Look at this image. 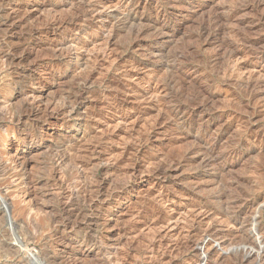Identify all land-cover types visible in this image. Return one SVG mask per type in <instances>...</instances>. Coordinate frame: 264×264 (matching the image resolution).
<instances>
[{"label": "rangeland", "instance_id": "1", "mask_svg": "<svg viewBox=\"0 0 264 264\" xmlns=\"http://www.w3.org/2000/svg\"><path fill=\"white\" fill-rule=\"evenodd\" d=\"M263 2L0 0V264H206L209 230L256 239ZM236 243L210 264H256Z\"/></svg>", "mask_w": 264, "mask_h": 264}, {"label": "bare ground", "instance_id": "2", "mask_svg": "<svg viewBox=\"0 0 264 264\" xmlns=\"http://www.w3.org/2000/svg\"><path fill=\"white\" fill-rule=\"evenodd\" d=\"M262 1H264V0H257V2H258V4H260ZM85 2V1H84ZM89 2V1H88ZM135 2V1H134ZM211 2V1H210ZM210 2L208 3V4H210ZM139 3V2H138ZM264 3V2H263ZM86 4V3H85ZM94 4V3H93ZM92 4V5H93ZM136 4H137V2H136ZM135 5V4H134ZM2 6V5H1ZM82 6V5H81ZM85 6V5H84ZM91 6V5H90ZM96 6V5H95ZM172 6V5H171ZM178 6H180V5H178ZM207 6V5H206ZM257 6V5H256ZM174 7H176V6H174ZM87 8V7H86ZM89 8V7H88ZM87 8V9H88ZM93 8V7H92ZM78 9H80V8H78ZM91 9V8H90ZM89 9V10H90ZM94 9V8H93ZM92 9V10H93ZM205 9V5L204 6H195V7H193L192 8V11H191V13H193V14H198V13H203V11H205L204 10ZM15 10V9H14ZM83 10V9H82ZM97 10V9H96ZM95 10V11H96ZM88 11V10H87ZM100 11V10H99ZM15 12V11H14ZM225 12V11H224ZM87 13V12H86ZM97 14H98V11L96 12ZM94 15H95V13H93ZM100 14V13H99ZM101 14H102V12H101ZM204 14V13H203ZM203 14H201V15H203ZM90 15V14H89ZM88 15V16H89ZM92 15V14H91ZM192 14H188V15H184V16H182L183 18H186V17H190ZM98 16V15H97ZM103 16V15H102ZM138 16V15H137ZM142 16V15H141ZM11 17H13V16H11ZM90 18H92V17H90ZM95 18V17H94ZM99 18V17H98ZM103 18V17H102ZM217 18H219V17H216L215 19H214V24H216V25H218V19ZM229 18V17H228ZM27 19H28V17H27ZM26 19V20H27ZM100 19V18H99ZM226 19V18H225ZM88 20V19H87ZM96 20H98V19H96ZM95 20V21H96ZM102 20V19H101ZM219 20H220V18H219ZM100 21V20H99ZM229 21V20H228ZM209 22V21H208ZM224 22V21H223ZM226 23V22H225ZM9 24V25H8ZM148 24V23H147ZM214 24H212L213 26H214ZM8 25V27H9V29H11V30H14V28H15V26H16V24H14L13 25V23H11V18H10V15L8 14V12L6 11V9H5V7H1V9H0V27H2V26H7ZM154 25V24H153ZM215 25V26H216ZM219 25H220V23H219ZM218 25V26H219ZM139 26V25H138ZM209 26V25H208ZM208 26H206V28L208 27ZM223 26V25H222ZM219 27H221V26H219ZM224 27V26H223ZM143 28V27H142ZM141 28V29H142ZM210 28V27H209ZM108 29V28H107ZM149 29V28H148ZM203 29H205V28H203ZM216 29H218V28H216ZM219 29H221V28H219ZM218 29V30H219ZM223 29V28H222ZM221 29V30H222ZM4 30V29H3ZM143 30V29H142ZM213 30V29H212ZM220 30V31H221ZM224 30V29H223ZM1 31H2V29H1ZM6 31H8V30H6ZM141 31V30H140ZM139 31V32H140ZM205 31H206V29H205ZM208 31V30H207ZM148 32H150V31H148ZM216 32V31H215ZM38 33V31H36V32H34V33H32V34H37ZM42 33V32H41ZM206 33V32H205ZM225 33V32H224ZM142 34H143V32H142ZM203 34V33H202ZM211 34H212V32L211 33H209V35H210V37H211ZM227 34V33H226ZM208 35V34H207ZM206 35V36H207ZM205 36V35H204ZM206 36H205V38H206ZM214 36V35H213ZM238 36H239V34H238ZM237 36V37H238ZM201 37V36H200ZM204 38V39H205ZM207 38H208V36H207ZM214 38V37H213ZM202 40V39H201ZM211 40V39H210ZM213 40V39H212ZM4 43H5V41H8V39H7V37H6V35L4 36ZM207 40H205V42H206ZM214 41V40H213ZM219 41V40H218ZM9 42V41H8ZM202 42V41H201ZM212 42V41H211ZM220 42V41H219ZM2 43V42H1ZM7 43V42H6ZM70 44L69 45H72V43L71 42H69ZM105 43V42H104ZM215 43V42H214ZM207 44H208V42H207ZM7 45H9V44H7ZM74 45V44H73ZM73 45L71 46V49H72V47H73ZM210 45V44H209ZM217 45V44H216ZM62 46V45H61ZM61 46H59L60 47V49H62L61 48ZM64 46V45H63ZM215 46V45H214ZM229 46V45H228ZM14 47V46H13ZM68 47V46H67ZM216 47V46H215ZM11 48V47H10ZM9 48V49H10ZM53 48V47H52ZM58 48V47H57ZM70 48V47H69ZM218 48H220V47H218ZM221 48H223V45H222V47ZM213 49V48H212ZM225 49H227V46H226V48L224 47V50L223 49H217V53H215V54H218L219 56L221 55L223 58H227L228 60L229 59H233L234 60V58H236V57H239L240 56V54L241 53H239V52H237V51H235V52H233V51H231V50H233V49H229V51L227 50H225ZM18 50V49H17ZM66 50V49H65ZM216 50V49H215ZM214 50V51H215ZM53 51V50H52ZM60 51V50H59ZM66 51H68V50H66ZM65 51V52H66ZM14 52V51H13ZM24 52V51H23ZM63 52V51H62ZM79 52V51H78ZM6 54V53H5ZM10 54H11V51H10ZM72 54V53H71ZM214 54V55H215ZM59 55V54H58ZM181 55V54H180ZM5 56H7V55H5ZM219 56H216V57H219ZM15 57V56H14ZM27 56H25V57H23L22 59H21V64H22V61L23 60H26L25 58H26ZM65 57V56H64ZM214 57V56H213ZM215 58V57H214ZM222 58V59H223ZM220 59V58H219ZM6 60V59H5ZM8 60V59H7ZM6 60V61H7ZM12 60V59H11ZM10 60V61H11ZM14 60V59H13ZM19 60V59H18ZM224 60V59H223ZM222 60V61H223ZM233 60H232V62H233ZM236 60V59H235ZM17 61V60H16ZM185 61V60H184ZM216 61H218V60H216ZM215 61V62H216ZM4 62V61H3ZM182 62V61H181ZM215 62H214V64H215ZM230 61H228V63H229ZM10 63V62H9ZM4 64V63H3ZM16 64H18V62L16 63ZM217 64V63H216ZM5 65V64H4ZM13 65H14V63H13ZM12 66V65H11ZM20 66V65H19ZM189 74V73H188ZM189 76V75H188ZM192 78V77H191ZM175 79V78H174ZM180 79H181V77H180ZM182 80V79H181ZM165 81V80H164ZM187 82V81H186ZM179 85V84H178ZM192 85V84H191ZM190 85V86H191ZM244 85V84H243ZM196 86V85H195ZM181 88V87H180ZM186 92V91H185ZM201 94H202V92H201ZM200 95V94H199ZM28 96V95H27ZM27 96H26V98H27ZM187 96V95H186ZM208 96V95H207ZM29 97H32V99H33V101L36 99V97L32 94V95H30ZM28 97V98H29ZM257 97V96H256ZM25 98V97H24ZM208 99H209V97H207ZM255 98V97H254ZM201 99H203L202 97H201ZM207 99V100H208ZM212 99V98H211ZM204 100V99H203ZM210 100V99H209ZM208 100V101H209ZM8 101V100H7ZM26 102H28V99H27V101ZM36 102V101H35ZM34 103V102H33ZM201 103H202V101H201ZM200 103V104H201ZM204 103H206V102H203L202 103V105L204 104ZM28 104V103H27ZM208 104H210V103H208ZM196 105V104H195ZM31 106V105H30ZM38 106V105H37ZM36 106V107H37ZM192 106V105H191ZM204 106V105H203ZM206 106V105H205ZM34 107V106H33ZM32 108V107H31ZM31 108L29 109V110H31ZM38 108H39V106H38ZM45 108V107H44ZM205 108V107H204ZM33 109V108H32ZM37 109V108H36ZM47 109H49V108H47ZM53 109H54V107H53ZM52 109V107H51V111L53 110ZM61 109V108H60ZM39 110V109H38ZM59 110V109H58ZM28 111V110H27ZM40 111V110H39ZM56 111V110H55ZM65 111H66V109H65ZM69 111V110H68ZM32 111H30V113H31ZM50 112V111H49ZM72 112V111H71ZM179 112V111H178ZM27 113V112H26ZM57 113H58V111H57ZM181 113V112H180ZM199 113V112H198ZM36 114V113H35ZM34 114V115H35ZM56 114V113H55ZM59 114V113H58ZM63 114V113H62ZM66 114V113H65ZM176 114V113H175ZM194 114V113H193ZM52 116V115H51ZM189 116V115H188ZM54 117V116H53ZM189 118V117H188ZM14 119V118H13ZM17 119H19V118H17ZM21 121V120H20ZM213 144V143H212ZM203 146V145H202ZM199 149V148H198ZM213 149V148H212ZM205 153H207V151L205 150ZM209 153V152H208ZM212 153V152H211ZM211 159V158H210ZM213 159V158H212ZM216 159V158H215ZM218 159V158H217ZM187 160V159H186ZM220 162V161H219ZM211 164V163H210ZM220 165V164H219ZM222 165V164H221ZM224 165V164H223ZM213 167H214V165H213ZM228 166H225L224 165V168H227ZM212 168V167H211ZM221 173V172H220ZM168 175V174H167ZM26 178V177H25ZM81 181V180H80ZM79 181V182H80ZM25 182V181H24ZM28 183V182H27ZM6 187V186H5ZM7 191V190H6ZM79 191V190H78ZM81 191V190H80ZM99 193V192H98ZM3 194H5V193H3ZM89 194H90V192H89ZM97 195V194H96ZM95 198V197H94ZM6 199V198H5ZM70 199V198H69ZM232 200V199H231ZM70 202V201H69ZM224 202V201H223ZM229 202V201H228ZM233 204V203H232ZM236 205V204H235ZM229 206V205H228ZM230 209V208H229ZM233 210V209H232ZM225 211H227V210H225ZM224 211V212H225ZM223 212V211H222ZM228 212V211H227ZM225 214H226V212H225ZM228 215V214H227ZM232 215H234L233 213H232ZM237 215H239V214H237ZM237 215H235V219L233 218H231V216H230V218L228 219L229 220V224L232 226L233 225V227L235 226V223H236V221L238 222V219H239V216H237ZM251 224H250V226H254V230L258 233V237L256 238V239H254L253 237H251V236H249V234H251L252 232L251 231H249V230H244L245 229V227L243 228V230L245 231V232H247L248 233V235H246L247 237H245L244 239H243V237H242V239H241V242H239V241H237L238 242V244L236 243V242H234L232 239H233V237H232V239L231 238H229V236H228V234H227V236H222L223 238H221V239H218V240H216L215 239V237H216V235H218V230H217V232H216V230L215 229H212L211 231L209 230L206 234L207 235H205V238L203 237L202 238V240L203 241H201L202 243L201 244H199L198 245V243H196L195 244V246L196 245H198V247L197 248H199L200 249V251H201V258L199 259V261H201L202 263H206V264H210V262H211V259H212V257L216 254V253H218L219 251H222L223 252V250L225 249V248H227V247H229L230 245H233L234 243H236L237 245H241L242 246V260H253L256 264H264V251H260V252H255V249H253L252 248V246L254 245V244H257V243H262L263 241H264V230H263V228L262 229H260V227L258 226V224L256 223L257 222V218L255 217V218H253L251 221ZM228 224V225H229ZM39 226V225H38ZM209 227V226H208ZM210 229V228H209ZM244 231H242L243 232V234H245L244 233ZM205 232H206V230H205ZM205 234V233H204ZM203 234V235H204ZM230 235V234H229ZM243 236V235H242ZM220 237V236H219ZM240 238H241V236H240ZM234 239H235V237H234ZM235 240H237V239H235ZM240 240V239H239ZM90 245L91 246H93L94 248H97V247H99L100 245H102V244H99V242H95L94 241V243H93V245L90 243ZM88 246H89V244H88ZM194 246V247H195ZM92 247V248H93ZM102 247V246H101ZM104 247V246H103ZM196 248V247H195ZM194 248V249H195ZM196 248V249H197ZM101 249V248H100ZM106 250V249H105ZM101 252V251H100ZM106 259V258H105ZM109 261V260H108ZM198 261V262H199ZM242 262V261H241ZM244 263V262H243ZM242 264V263H241Z\"/></svg>", "mask_w": 264, "mask_h": 264}]
</instances>
